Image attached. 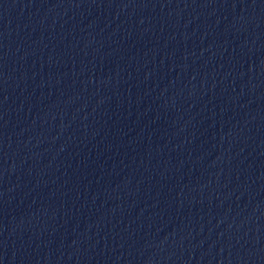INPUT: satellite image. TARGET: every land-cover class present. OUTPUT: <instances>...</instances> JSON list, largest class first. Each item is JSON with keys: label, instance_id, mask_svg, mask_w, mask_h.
Listing matches in <instances>:
<instances>
[{"label": "water", "instance_id": "95a60500", "mask_svg": "<svg viewBox=\"0 0 264 264\" xmlns=\"http://www.w3.org/2000/svg\"><path fill=\"white\" fill-rule=\"evenodd\" d=\"M0 264H264V0H0Z\"/></svg>", "mask_w": 264, "mask_h": 264}]
</instances>
